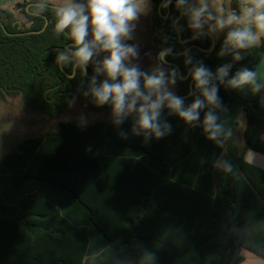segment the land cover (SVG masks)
Listing matches in <instances>:
<instances>
[{"label":"trees","instance_id":"16d2710c","mask_svg":"<svg viewBox=\"0 0 264 264\" xmlns=\"http://www.w3.org/2000/svg\"><path fill=\"white\" fill-rule=\"evenodd\" d=\"M148 1L161 48L177 53L194 45V60L213 72L232 63L230 76L243 67L256 71L264 60V42L237 62L217 55L223 36L212 52L201 50L211 48L210 37L181 44L165 19L179 16L175 4L159 11L163 0ZM35 2L0 8V100L19 97L48 121L64 117L73 98L93 113L110 110L82 95L89 76L77 71L69 79L70 66L55 63L71 41L54 32L52 8L39 16L27 9ZM15 10L24 14L23 27ZM46 19L42 33H29L42 30ZM180 22L182 39H190ZM1 23L19 35L6 34ZM174 56L167 61L186 74L184 58ZM190 82H177L179 96L189 94ZM219 95L228 109L220 113L226 127L234 132L240 116L246 118L243 146L231 138L219 147L166 109L173 131L161 139L131 135V119L122 138L110 119L84 128L60 121L57 131L19 143L0 161V263L241 264L243 250L264 258V170L245 160L248 150L264 155V107L259 97L245 99L223 85ZM220 158L233 164V173L213 166Z\"/></svg>","mask_w":264,"mask_h":264},{"label":"clouds","instance_id":"9594fccd","mask_svg":"<svg viewBox=\"0 0 264 264\" xmlns=\"http://www.w3.org/2000/svg\"><path fill=\"white\" fill-rule=\"evenodd\" d=\"M172 3L173 0H163L160 8L168 9ZM49 7L50 0L29 4L32 14L37 16ZM51 7L54 32L67 34L71 41L57 53L55 63L62 70L70 66L69 79H75L77 71L87 77L92 65L93 74L88 77L82 95L97 107L110 106L111 123L122 138L129 135L122 127L129 119L131 135L145 139L170 135L173 128L163 115L166 109L169 116H177L190 127L202 128L208 140L222 147L234 133L221 122L220 113L228 109L219 95L220 86L252 94L264 90L257 71L243 67L230 76L233 64L226 63L213 72L203 60H194L188 48L173 57L184 58L186 74L168 63L166 58L173 54L172 47L161 48L154 65L143 69L139 45L127 41L134 39L136 22L150 10L148 0H61ZM175 9L179 16L165 19L171 20L177 34L185 30L181 19L192 33L191 40L212 37L214 44L216 37L223 34L219 57L231 56L233 62L241 61L249 49L264 42V0H239L236 9L218 11L213 10L210 0H175ZM186 78L193 84L189 92L191 103L173 90L178 81ZM69 104L74 105L75 98ZM87 123L86 116L77 118L79 127L84 128ZM250 153L253 164L258 154ZM213 166L223 173L234 172L233 164L223 158L217 159Z\"/></svg>","mask_w":264,"mask_h":264},{"label":"rangeland","instance_id":"374dc122","mask_svg":"<svg viewBox=\"0 0 264 264\" xmlns=\"http://www.w3.org/2000/svg\"><path fill=\"white\" fill-rule=\"evenodd\" d=\"M14 1L19 2L22 0H0V8L15 9L16 5L15 3H13ZM59 2H61V0H52L51 4H56ZM148 3L150 7L148 13L150 11L154 12V3L152 1H148ZM210 4L213 6L214 11H218L220 9L228 10L230 8V0H210ZM15 13L19 21L22 23L23 27V24L25 22L24 14L18 12L17 10H15ZM144 16L145 15H141V17ZM141 17L136 22L134 39L127 41V43H135L139 45V50L141 53V59L139 63L143 69H149L154 65L156 60L151 56V49H148L149 46L140 39V34L145 31L144 29L146 28V24L145 22H142ZM24 27L26 26L24 25ZM222 36V33L219 34L215 39L216 42H218L222 38ZM154 40L155 46L160 49V45L156 41V37ZM145 54L147 55V57L144 56ZM90 66L92 65L90 64ZM258 75L260 78V82H264V69L262 71H259ZM173 90L178 95L177 85H175ZM234 91L240 96H247L250 99L260 97L263 92L262 90L260 93L252 94L247 90H245V92H239L236 90ZM110 112L111 109L101 113L90 112L85 108L81 100H76L75 104L70 107L69 111L64 117L56 121H48L45 118L25 108L21 98L19 97L8 98L5 101L0 100V161L5 155L15 149L17 145L22 141L28 138L42 137L50 132L57 131L60 126V121L77 123V118L81 115H84L88 118L87 124H91L101 120L108 121L110 120ZM245 123L246 118L244 115H241L239 118V126L236 127L233 132V138L240 146H243L244 143L243 131L245 129Z\"/></svg>","mask_w":264,"mask_h":264},{"label":"crops","instance_id":"0c3cea01","mask_svg":"<svg viewBox=\"0 0 264 264\" xmlns=\"http://www.w3.org/2000/svg\"><path fill=\"white\" fill-rule=\"evenodd\" d=\"M152 16H153V11L149 12L148 14H146L144 17H141L142 19V22H145L146 24V28L144 29L145 31H143L141 34H140V39L142 41H144L146 43V45L149 46L148 49H151V56L153 57V59L156 60V56L158 54V52L160 51V49L155 46L154 42H155V37L157 36V34L155 33L154 29H153V26H152ZM156 41H157V38H156ZM159 44V43H158ZM141 54V53H140ZM145 57H147V55L145 54L144 55ZM264 60L260 63V65L257 67V73H259V71H262L264 69ZM261 83H264V82H261ZM243 97V96H242ZM243 98L245 99H249V100H252L250 99L249 97L247 96H244ZM261 98V103H262V106L264 107V93L262 92V94L260 95ZM246 124V123H245ZM244 124V125H245ZM261 139L263 140L264 142V131H263V134H261ZM256 153L258 154V158L257 160L255 161V163H251V153ZM2 160V159H1ZM245 160L247 162H249L250 164L264 170V155L263 154H260V153H257L255 151H252V150H248L246 153H245ZM242 254H243V257H244V260L241 262V264H264V258L248 251V250H243L242 251ZM3 259V258H2ZM2 263L0 264H6L4 261H1Z\"/></svg>","mask_w":264,"mask_h":264},{"label":"water","instance_id":"95a60500","mask_svg":"<svg viewBox=\"0 0 264 264\" xmlns=\"http://www.w3.org/2000/svg\"><path fill=\"white\" fill-rule=\"evenodd\" d=\"M163 2V1H162ZM32 4V3H31ZM172 4H175V1L173 0V3ZM161 5V4H160ZM170 7V6H169ZM28 8H29V6H28ZM50 8H52L51 7V4H50ZM159 11H161V8H160V6H159ZM48 23H49V21L46 19V23H45V26H44V28L42 29V30H40V31H32V32H29V33H31V34H39V33H42L46 28H47V26H48ZM1 26L3 27V29H4V31L6 32V34H8V35H11V36H13V35H19V34H13V33H9L8 31H7V29L5 28V26H4V24L3 23H1ZM210 39H211V48L209 49V50H203V49H201L203 52H212L214 49H215V47H216V40H215V43L213 44V39H212V37H210ZM183 41H190V42H192V41H194V40H191V38L190 39H186V40H183L182 39V35H181V33H179V42L181 43V44H184V43H182ZM189 42V43H190ZM196 46H194V45H192V46H189L188 47V49H192V48H195ZM176 53H173L172 55H175ZM169 63V62H168ZM169 64H171V65H175V64H172V63H169ZM175 66H177V65H175ZM178 67V66H177ZM179 68V67H178ZM179 70L181 71V69L179 68ZM181 73H182V71H181ZM88 76L90 77L91 75H89V73H88ZM189 78H186V79H184L183 81H186V80H188ZM192 87H193V84H192V81L190 82V91L192 90ZM183 98H185V99H187V98H189L190 96H189V94L188 95H186V96H182Z\"/></svg>","mask_w":264,"mask_h":264},{"label":"built area","instance_id":"2783aa9c","mask_svg":"<svg viewBox=\"0 0 264 264\" xmlns=\"http://www.w3.org/2000/svg\"><path fill=\"white\" fill-rule=\"evenodd\" d=\"M230 8H232V9H236V7L234 8V7H232L231 5H230Z\"/></svg>","mask_w":264,"mask_h":264},{"label":"flooded vegetation","instance_id":"af4514ba","mask_svg":"<svg viewBox=\"0 0 264 264\" xmlns=\"http://www.w3.org/2000/svg\"><path fill=\"white\" fill-rule=\"evenodd\" d=\"M28 6H29V5H28ZM28 6H27V9H29Z\"/></svg>","mask_w":264,"mask_h":264}]
</instances>
